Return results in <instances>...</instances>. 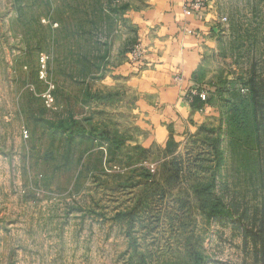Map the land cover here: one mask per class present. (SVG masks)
I'll list each match as a JSON object with an SVG mask.
<instances>
[{"label": "rangeland", "instance_id": "obj_1", "mask_svg": "<svg viewBox=\"0 0 264 264\" xmlns=\"http://www.w3.org/2000/svg\"><path fill=\"white\" fill-rule=\"evenodd\" d=\"M216 1V115L145 146L115 69L148 0H0V264H264V0Z\"/></svg>", "mask_w": 264, "mask_h": 264}, {"label": "crops", "instance_id": "obj_2", "mask_svg": "<svg viewBox=\"0 0 264 264\" xmlns=\"http://www.w3.org/2000/svg\"><path fill=\"white\" fill-rule=\"evenodd\" d=\"M131 17L143 58L132 61L129 52L115 71L134 95L137 140L146 146L186 136L216 115L206 102L192 103L190 91L204 86V65L220 44L222 5L212 0L186 15L183 0H148Z\"/></svg>", "mask_w": 264, "mask_h": 264}, {"label": "built area", "instance_id": "obj_3", "mask_svg": "<svg viewBox=\"0 0 264 264\" xmlns=\"http://www.w3.org/2000/svg\"><path fill=\"white\" fill-rule=\"evenodd\" d=\"M212 0H183V8L186 15L191 14L196 10H201L207 7ZM226 20V18H222ZM144 48L139 44H135L130 50V58L132 61L140 60L143 58ZM192 95L198 94L202 99H206L207 93L204 90L192 89L190 91Z\"/></svg>", "mask_w": 264, "mask_h": 264}, {"label": "trees", "instance_id": "obj_4", "mask_svg": "<svg viewBox=\"0 0 264 264\" xmlns=\"http://www.w3.org/2000/svg\"><path fill=\"white\" fill-rule=\"evenodd\" d=\"M203 89V88H202ZM214 91V90H213ZM211 91V93L213 92ZM254 93H259L261 94L259 91L257 90H253ZM210 98V92H209V89H207V96H206V99H202L198 94H195L193 95V99H192V103H200V105H202L205 101H208Z\"/></svg>", "mask_w": 264, "mask_h": 264}]
</instances>
